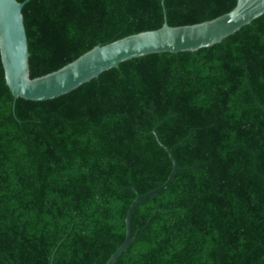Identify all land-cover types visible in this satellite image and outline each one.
<instances>
[{"label":"trees","instance_id":"trees-1","mask_svg":"<svg viewBox=\"0 0 264 264\" xmlns=\"http://www.w3.org/2000/svg\"><path fill=\"white\" fill-rule=\"evenodd\" d=\"M21 1V0H18ZM236 0H163L169 25ZM29 76L163 23L161 0H28ZM13 95L0 61V264H264V12L209 46L119 62L56 97ZM56 247L53 258L51 254ZM51 261V262H50Z\"/></svg>","mask_w":264,"mask_h":264},{"label":"water","instance_id":"water-1","mask_svg":"<svg viewBox=\"0 0 264 264\" xmlns=\"http://www.w3.org/2000/svg\"><path fill=\"white\" fill-rule=\"evenodd\" d=\"M27 1L0 0V61L5 83L13 95L12 108L17 97L32 100L56 97L97 76L101 71L117 66L119 62L132 57L150 52L195 50L212 45L264 12V0H236L231 9L213 18L189 24L169 25L166 20V9L161 0L163 23L160 27L95 44L57 69L30 77L28 40L21 11ZM151 133L168 154L172 164L170 172L159 185L143 193L136 192L126 211L124 238L105 264H113L116 261L137 232L147 225L158 210L154 209L144 224L133 232L131 217L136 205L167 187L180 169L172 149L161 142L155 128ZM55 249L56 247L51 254V260Z\"/></svg>","mask_w":264,"mask_h":264}]
</instances>
